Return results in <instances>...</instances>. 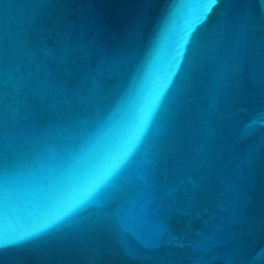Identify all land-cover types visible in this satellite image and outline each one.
Wrapping results in <instances>:
<instances>
[{"label":"water","instance_id":"obj_1","mask_svg":"<svg viewBox=\"0 0 264 264\" xmlns=\"http://www.w3.org/2000/svg\"><path fill=\"white\" fill-rule=\"evenodd\" d=\"M112 169L0 264H264V0H0V239Z\"/></svg>","mask_w":264,"mask_h":264},{"label":"snow or ice","instance_id":"obj_2","mask_svg":"<svg viewBox=\"0 0 264 264\" xmlns=\"http://www.w3.org/2000/svg\"><path fill=\"white\" fill-rule=\"evenodd\" d=\"M217 0H213L215 4ZM187 36L179 38V51L177 55L180 54V50L183 48V44L186 41ZM115 169L101 176L98 181H96L92 187L85 191L83 197L75 204L67 206L64 211L58 215L50 217L44 223H42L34 231L25 233L20 236H16L13 239H0V255H2L3 250L9 248L10 246L21 245L24 242L35 238L39 233H49L50 239L42 241L41 244L37 245L38 248L45 249H56L60 247H74L77 243V237L72 231H64L65 229H73L79 226V221L77 219V209L83 207L89 202H96L95 195L104 185L112 178ZM103 217H98L96 220L92 221L93 228L100 227L102 224ZM125 222H127L125 220ZM159 244L158 236L155 238V245ZM153 245V246H155ZM55 258V257H53Z\"/></svg>","mask_w":264,"mask_h":264}]
</instances>
